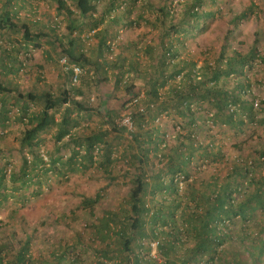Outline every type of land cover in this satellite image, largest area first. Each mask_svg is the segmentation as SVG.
Returning a JSON list of instances; mask_svg holds the SVG:
<instances>
[{
	"label": "trees",
	"instance_id": "trees-1",
	"mask_svg": "<svg viewBox=\"0 0 264 264\" xmlns=\"http://www.w3.org/2000/svg\"><path fill=\"white\" fill-rule=\"evenodd\" d=\"M68 1L56 0L57 11L65 14L69 19V33L65 38L58 39V49L70 63H76L81 67L89 66L95 76H91V71L85 70L80 78L79 88L64 87L57 94L46 89H35V107L38 109L35 111V183L38 184H40L37 180L42 170L41 166L44 164V158L38 152L42 143L40 135L53 129L57 143H63L68 138L69 142L65 144L70 143L75 147L68 160L71 163L76 161L82 151L85 152L82 159L93 163L96 146L104 143L105 153L98 165L103 168L106 176H113L110 168L113 144L110 145L104 139H107L109 132L95 133L90 138L83 137L79 131L76 132L81 126L83 114L87 116L98 109V106L90 105L84 99L86 92L94 89V82L107 83L113 77L114 91L118 92V84L125 80L127 74L132 72L136 79L141 77L140 64L134 61V58L126 60L118 57L117 60L112 61L105 57L111 27L120 22L113 19V22L104 25L105 17L106 13L114 11L119 0H109L106 10L98 16H96L97 3L102 0H70L76 12L67 4ZM206 1L216 2L215 0H184L183 11L176 24L173 23L175 14L169 9L168 3L158 8L161 17L158 19L159 41L155 47H147L145 51L151 62L147 67L149 77L147 102L145 104L139 101L132 117L135 132H131L134 146H131L128 152L132 171L125 173L131 183L127 205L119 213L109 212L98 220L95 226L96 236L105 249L102 248L101 258L96 264H108V262L115 264L114 261H117L115 259H118L116 264H157L155 260H146L142 255L141 249L150 250L148 246H142L144 240L158 241V251L164 257L163 264H200L199 261L202 264L204 259H206L205 264H212L226 251L223 249L224 244H227L229 264H264L263 146L254 154L255 157L242 155L240 159L231 163L226 177L212 176L207 183H192L186 195L179 193L175 182L177 176H182L185 181L192 177L193 159H207L209 163L223 161L224 156L220 150L200 146L194 138V132L199 127L198 123L207 124L210 118L213 124L220 123L237 131H244L246 126L255 122L258 116L253 103L245 100L241 93L249 87V84L242 79L229 90L226 88L227 82H220L223 79L229 80L233 75L245 78V68L253 67L258 60L264 64V55L260 53L261 47L257 39L245 53L234 50L227 54L223 47L212 66L205 64L196 69V62L193 60L179 58V51L175 47V42L178 41L176 37L197 31L201 21L216 14L204 10ZM172 3L173 0L170 5ZM150 5L153 4L150 2ZM2 6L0 31H3V35L7 40L21 35L23 42L18 43L16 49L18 53L25 47H33V21L19 20L18 12L12 7L11 0H6ZM254 10H256L255 5L250 4L240 14H233L228 21V33L233 32L232 29L237 23L254 14ZM37 25L39 24L36 21L35 47H40L41 41L52 39L44 28H38ZM102 25L103 28L96 34L98 45L93 50L94 53L88 56L86 40L81 38V33L87 27L95 32ZM54 38L56 41L57 38ZM3 52L4 56L9 54L7 50ZM13 57L16 59L14 53ZM7 59L14 61L9 55ZM5 60V58L0 59V124L9 119L11 107L8 99L11 98L16 106H19L18 120L24 125L19 147L23 154L26 151L32 160L24 156L20 171L18 174L10 173V180L12 185L21 181V187L25 188L33 182V111H31L33 90H21L10 82L19 69L16 63L7 64ZM194 70L196 75L193 80ZM181 73H184L183 76L189 80V85L185 84L186 82L175 85L169 92L170 100L160 104V89ZM65 75L71 80V72L65 71ZM134 81L135 79H130L124 84L125 95L133 98L138 96ZM78 96L82 97V100H77ZM143 104L146 106L144 113L138 111ZM203 105H208L213 110L208 112L206 118L197 111ZM231 105L236 106L232 112L229 108ZM168 109L183 119L187 134L181 141L178 140L177 146L166 153L165 150L160 149L161 140L157 135L158 132L146 128L148 124L146 119L153 122L158 114ZM116 114L115 110H107L104 117H107L111 127L125 132V128L115 125ZM57 115L59 118H56ZM61 151L62 149L59 148L56 153H51L48 161L52 166L58 164L62 168L69 167L70 162L56 157ZM158 155L161 159L160 166L155 169L152 159H157ZM72 168L73 166L68 169ZM4 172V168H0V189L7 176ZM114 178L113 176L111 180ZM14 189L17 191L22 188L14 187ZM100 198L101 196L97 194L94 198L83 199L82 203L92 208ZM178 211L180 218H177ZM182 222L187 224L193 234L194 243L188 249L182 241L183 235L180 230ZM159 228L166 230L158 232ZM114 238H117L119 247L112 249L111 243L106 241ZM177 250L179 252L184 250L182 258H176ZM27 253L28 242L19 249H15L11 244L1 243L0 264H27L26 262H30ZM58 260L60 262L62 258Z\"/></svg>",
	"mask_w": 264,
	"mask_h": 264
},
{
	"label": "rangeland",
	"instance_id": "rangeland-1",
	"mask_svg": "<svg viewBox=\"0 0 264 264\" xmlns=\"http://www.w3.org/2000/svg\"><path fill=\"white\" fill-rule=\"evenodd\" d=\"M183 1L173 0L170 5L171 0H119L114 11L106 13L104 25L114 20H120V22L111 27L105 57L112 61L117 60L118 57L126 60L134 58V61L139 62L141 77L136 79L134 73L131 72L124 78L135 79L134 84L137 86L138 93L136 97H139L140 101L145 104L149 90L147 67L151 65L145 51L147 47H155L159 41L160 21L158 19L161 17L158 8L168 3L169 9L175 14L173 23L176 24L183 11ZM215 1V3L206 1L204 4L205 11L216 12L214 17L201 21L197 31L176 37L178 41L175 42V47L179 51V58L193 60L197 68L205 64L212 66L223 47L227 54L234 50L245 53L256 39L261 47L260 53L264 55V0ZM150 2L153 5H150ZM5 3L6 0H0V8ZM108 3L109 0L97 3L96 16L106 10ZM67 4L72 6L73 11H77L70 0ZM250 4L255 5V13L237 23L232 29L233 32L228 33L230 17L233 14H240ZM11 5L18 12L19 20L33 21V0H11ZM56 7V0H35V22L39 24L37 27L44 28L49 38L52 39H45L41 41L40 47H35V89H46L54 94L64 87L79 88L81 85V82L73 84L67 79L61 65L63 56L57 46L58 39L65 38L69 33V19L65 14L59 13ZM104 25L95 32L87 27L81 33V38L86 40L88 56L94 53L93 50L98 45L96 34ZM54 37L57 38L56 41ZM22 42L21 35L7 40L3 31H0V59L5 58L7 64L16 63L19 69L10 82L21 90L31 91L33 90V47H25L18 53L16 50L18 43ZM3 50H7L9 53L7 55L12 59H14V53L16 59L8 60ZM82 68L84 73L85 70L86 72L91 71V76H95L89 66ZM244 76L245 78L233 75L229 80L223 79L220 82H227L226 88L229 90L242 79L249 84V87L241 93L245 100L253 104L258 102L256 121L249 123L244 131H237L220 123L213 124L210 118L207 124L198 123L199 127L193 135L196 141L200 146L220 150L224 157L221 163H209L207 159H193L191 162L192 177L185 181L182 176H178L179 180L176 185L181 195L188 193L192 183H207L212 176L226 177L231 163L240 159L242 155L255 157L254 154L262 146L264 148V111H262L264 110V64L259 60L256 61L253 67L245 68ZM125 81L123 79L118 84V92L114 91L115 79L113 77L107 83L94 82V89L86 92L84 100L90 105L98 106V109L87 116L83 114L81 126L76 130L86 138H90L95 133L109 132L107 139H104L110 145L113 144L110 168L115 177L114 180H111L113 176H106L103 168L98 165L105 153L104 143L96 146L93 152V163L82 159L84 151L80 153L76 161L71 163L68 160L75 147L70 143L65 144L69 142L68 138L63 143H57L54 138V129L40 135L42 143L38 152L44 158V164L41 166L42 170L38 180L36 179L40 181V184L35 183V264H96L101 258L102 248L104 250L105 247L97 239L95 226L105 214L119 213L125 208L131 188L129 176L125 173L132 171L128 152L134 145L130 131L121 124V120L127 115L133 117L136 105L133 106L131 103L134 100L133 97L125 95ZM178 82L180 81L177 79L170 81L168 85L160 89V104L170 100L169 92L174 89L175 85H178ZM184 82L189 85L188 79ZM77 100H82V97L78 96ZM8 102L11 107L9 119L0 124V168H4V173L7 174L2 189H0V244L8 243L15 249H19L28 242L27 257L30 262L26 263L33 264V182L24 188L21 187V181L12 185L10 180V173L18 174L20 171L24 156L28 160H32V157L28 156L26 151L23 154L19 147L20 135L24 129V125L18 120L20 117L17 116L19 106H16L11 98ZM36 110L38 109L35 107ZM107 110L117 111L114 123L119 128H125V132L111 127L107 117H104ZM31 111H33V106H31ZM197 111L206 118L208 112L213 110L208 105H203ZM56 118L59 116L57 115ZM146 123H148L147 129L152 128L158 132L157 135L161 140L160 149L165 150L166 153L177 146L178 140L181 141L182 137L187 134L186 123L169 109L158 114L153 122L146 119ZM133 131L135 132L134 126ZM59 148L62 151L56 157L70 162L69 167L73 166L71 170L68 169L69 167L62 168L58 164L52 166V163L48 161L49 155L56 153ZM159 155L157 159H152L155 169L160 166ZM168 179L167 177L166 180ZM13 186L22 189L16 191ZM97 194L101 198L92 208L82 203L83 199L94 198ZM177 218H180V211L177 213ZM161 230L166 229L159 228L158 232H162ZM180 230L185 248L192 247L194 243L192 231L183 222L180 223ZM106 242L111 243L112 249L119 247L117 238ZM156 244V241L144 240L142 246H148L150 250L141 249L140 251L146 260H155L157 264H163L164 257L158 251ZM226 245H223L226 251L212 264H229ZM183 251L177 250L176 258H182L185 253ZM58 258L62 260L58 262ZM115 260L118 261V259ZM117 261L114 263L116 264ZM204 261L202 264H205ZM199 263L201 264V261Z\"/></svg>",
	"mask_w": 264,
	"mask_h": 264
},
{
	"label": "built area",
	"instance_id": "built-area-1",
	"mask_svg": "<svg viewBox=\"0 0 264 264\" xmlns=\"http://www.w3.org/2000/svg\"><path fill=\"white\" fill-rule=\"evenodd\" d=\"M61 65H62L64 71L71 72V82L73 84H77L80 82V78L84 74V70L80 65H78L76 63H70L66 56L62 57ZM196 69H199V68H197V66H196ZM183 75H184V73L177 75L173 81H175L176 79L179 80L180 81V82H178V85H179V83L184 82L186 80V77H184ZM195 75H196V73L194 70V75L192 76L193 80L195 78ZM125 80H126L125 82H127L129 79L125 78ZM139 101H140V98L136 97V98H134V100H132L131 103L133 106H135L139 103ZM253 106L255 109H257V107L259 106L258 102H254ZM151 107H153V105H151ZM229 108H230V111L232 112L235 110L236 106L231 105ZM138 111L144 113L146 111V106L140 107ZM121 124L123 126H125L126 128H128V131H130V133L133 132V120H132L131 115H127V116L123 117L121 120ZM178 180H179V177L177 176L175 178V182H178ZM156 242H157L156 247H158V241H156Z\"/></svg>",
	"mask_w": 264,
	"mask_h": 264
}]
</instances>
